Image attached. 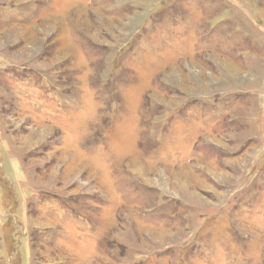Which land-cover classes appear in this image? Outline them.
Wrapping results in <instances>:
<instances>
[{
    "label": "rangeland",
    "instance_id": "obj_1",
    "mask_svg": "<svg viewBox=\"0 0 264 264\" xmlns=\"http://www.w3.org/2000/svg\"><path fill=\"white\" fill-rule=\"evenodd\" d=\"M0 264H264V0H0Z\"/></svg>",
    "mask_w": 264,
    "mask_h": 264
}]
</instances>
